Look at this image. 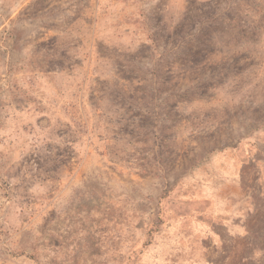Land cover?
Returning a JSON list of instances; mask_svg holds the SVG:
<instances>
[{
	"label": "rangeland",
	"instance_id": "374dc122",
	"mask_svg": "<svg viewBox=\"0 0 264 264\" xmlns=\"http://www.w3.org/2000/svg\"><path fill=\"white\" fill-rule=\"evenodd\" d=\"M0 264H264V0H0Z\"/></svg>",
	"mask_w": 264,
	"mask_h": 264
}]
</instances>
